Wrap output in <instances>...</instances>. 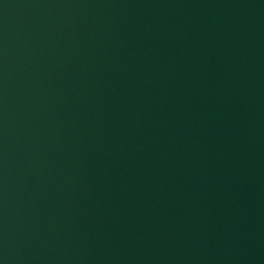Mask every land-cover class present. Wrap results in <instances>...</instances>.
Masks as SVG:
<instances>
[{
    "label": "water",
    "instance_id": "1",
    "mask_svg": "<svg viewBox=\"0 0 264 264\" xmlns=\"http://www.w3.org/2000/svg\"><path fill=\"white\" fill-rule=\"evenodd\" d=\"M0 264H264V0H0Z\"/></svg>",
    "mask_w": 264,
    "mask_h": 264
}]
</instances>
